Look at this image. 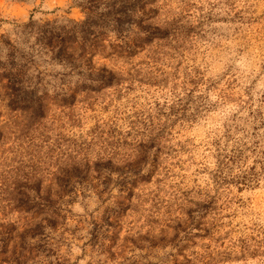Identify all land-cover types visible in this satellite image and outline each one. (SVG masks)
Returning a JSON list of instances; mask_svg holds the SVG:
<instances>
[{"label":"clouds","instance_id":"obj_1","mask_svg":"<svg viewBox=\"0 0 264 264\" xmlns=\"http://www.w3.org/2000/svg\"><path fill=\"white\" fill-rule=\"evenodd\" d=\"M0 264H264V0H0Z\"/></svg>","mask_w":264,"mask_h":264},{"label":"rangeland","instance_id":"obj_2","mask_svg":"<svg viewBox=\"0 0 264 264\" xmlns=\"http://www.w3.org/2000/svg\"><path fill=\"white\" fill-rule=\"evenodd\" d=\"M19 11H21V12H22V11H23V9H22V8H20V9H19Z\"/></svg>","mask_w":264,"mask_h":264}]
</instances>
